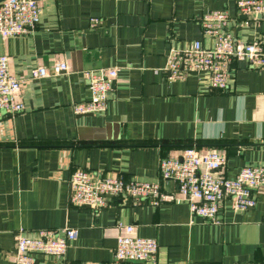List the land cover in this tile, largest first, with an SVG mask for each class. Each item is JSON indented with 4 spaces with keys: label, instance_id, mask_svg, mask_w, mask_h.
Listing matches in <instances>:
<instances>
[{
    "label": "crops",
    "instance_id": "crops-1",
    "mask_svg": "<svg viewBox=\"0 0 264 264\" xmlns=\"http://www.w3.org/2000/svg\"><path fill=\"white\" fill-rule=\"evenodd\" d=\"M237 0H42L39 23L2 38L0 54L19 80L24 110L0 117V264H13L15 237L39 229L76 228L61 259L36 255V264H260L264 262V188L256 203L234 211L218 205V223L192 216L184 200L153 206L148 200L108 197L98 211L69 203L75 169L156 182L162 157L186 147L226 155L224 175L264 164V70L232 60L229 87H208V74L174 78L164 69L170 47L201 40L200 17L225 9L237 40L264 45V15L238 14ZM245 16L243 18L242 16ZM100 25L90 28L89 19ZM65 61L67 71L32 78V69ZM114 67L107 108L74 114L90 98L87 70ZM132 224L158 242L156 261H116L115 225Z\"/></svg>",
    "mask_w": 264,
    "mask_h": 264
},
{
    "label": "built area",
    "instance_id": "built-area-1",
    "mask_svg": "<svg viewBox=\"0 0 264 264\" xmlns=\"http://www.w3.org/2000/svg\"><path fill=\"white\" fill-rule=\"evenodd\" d=\"M42 0H2L0 2V35L7 38L31 31L40 21ZM238 14L254 17L264 15V0H237ZM230 17L225 9L204 13L200 19L202 35L212 40L204 46L201 40L193 41L188 48L170 47L166 55V69L174 78H184L195 72L208 74V87L225 90L229 87L232 60L245 59L253 68L264 70V45L262 41L237 40L230 30ZM90 28L99 27L100 19L91 17ZM65 61H56L50 67L39 66L31 71L32 78L57 75L67 71ZM114 67L87 70L84 77L89 85L90 98L72 105L74 114L101 113L107 108L109 92L116 77ZM20 80L9 69V57L0 54V117L24 110L20 99ZM226 155L215 148L186 147L181 153L167 155L159 163L160 177L173 180L178 185L175 193L160 189L156 182L124 179L123 175H96L86 169H75L69 178V203L87 206L98 211L107 205L108 197L129 198L133 203L148 200L153 206L173 200H184L192 216L218 223V205L229 200L234 211L253 207V192L264 186V164L245 165L233 178L224 175ZM116 261H156L158 242L155 238L140 237L132 224L115 225ZM77 229H39L34 235H24L20 230L15 237L13 264H36V255H49L61 259ZM260 264H264L260 263Z\"/></svg>",
    "mask_w": 264,
    "mask_h": 264
},
{
    "label": "water",
    "instance_id": "water-1",
    "mask_svg": "<svg viewBox=\"0 0 264 264\" xmlns=\"http://www.w3.org/2000/svg\"><path fill=\"white\" fill-rule=\"evenodd\" d=\"M2 0H0V2H1ZM260 16V15H259ZM243 18H245V16L243 15L242 16ZM87 114H92V113H87ZM261 188H264V186L263 187H261Z\"/></svg>",
    "mask_w": 264,
    "mask_h": 264
}]
</instances>
